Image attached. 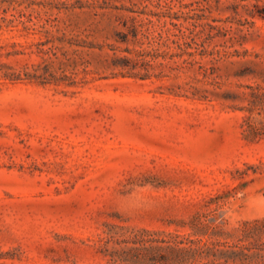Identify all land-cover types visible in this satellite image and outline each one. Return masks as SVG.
I'll list each match as a JSON object with an SVG mask.
<instances>
[{
    "label": "rangeland",
    "instance_id": "rangeland-1",
    "mask_svg": "<svg viewBox=\"0 0 264 264\" xmlns=\"http://www.w3.org/2000/svg\"><path fill=\"white\" fill-rule=\"evenodd\" d=\"M0 264H264V0H0Z\"/></svg>",
    "mask_w": 264,
    "mask_h": 264
}]
</instances>
